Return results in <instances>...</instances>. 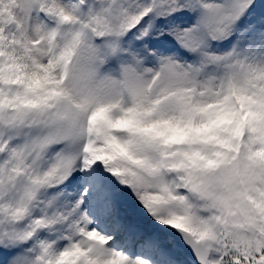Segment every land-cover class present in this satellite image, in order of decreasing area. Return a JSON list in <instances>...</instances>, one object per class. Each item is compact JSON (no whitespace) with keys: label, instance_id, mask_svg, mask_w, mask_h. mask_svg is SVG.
<instances>
[{"label":"snow or ice","instance_id":"1","mask_svg":"<svg viewBox=\"0 0 264 264\" xmlns=\"http://www.w3.org/2000/svg\"><path fill=\"white\" fill-rule=\"evenodd\" d=\"M0 264H264V0H0Z\"/></svg>","mask_w":264,"mask_h":264}]
</instances>
